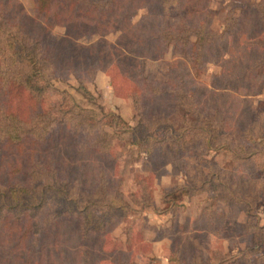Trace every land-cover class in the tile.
Returning <instances> with one entry per match:
<instances>
[{
    "label": "rangeland",
    "instance_id": "rangeland-1",
    "mask_svg": "<svg viewBox=\"0 0 264 264\" xmlns=\"http://www.w3.org/2000/svg\"><path fill=\"white\" fill-rule=\"evenodd\" d=\"M242 1L210 0L212 13L208 22L211 27L221 31L231 21L232 14L239 13ZM0 2L7 6L10 21L22 22L27 29L26 33L32 38L38 34L42 35L47 41H58L62 50L70 51L77 74L83 75L80 80L75 73L68 70L66 62H62L50 77L51 87L43 95L42 106L47 111L55 113V108L63 99H73L80 106L94 110L96 119L101 120L106 113L112 111L131 125H135L139 115L130 97L134 85L126 76V72L125 75L122 71L123 68L127 69L125 65L131 63L136 70L158 81L168 79L170 72H187L188 81L198 94L199 110L205 118L201 122L205 126L204 130L198 131L192 137L190 135L194 133V129L189 130L191 133H187L188 130L185 129L198 121L196 114L184 105L170 108L165 100L157 101L158 105L167 109L166 116L172 127L182 129L185 131L184 137L192 138L185 149L173 152L165 146L163 151L155 150L156 152L149 155L142 148V144L132 142L133 134L130 129L118 130L107 124H99L96 127L111 134L110 149L104 153V159L102 158L104 174L107 171L111 174V177H108L109 189H112L113 175L121 181L118 188L122 198L129 205L120 220L113 224L112 211L111 214L110 210L104 212L107 207V195L98 193L93 208L97 214H107L102 228L106 227L108 230L104 236L102 257L98 264H114L112 251L118 249L125 250L126 255L130 256L129 264H175V261L169 258L172 250H179L186 255L191 247L198 249L202 258H211L215 264H264V171L260 174V165L264 162V66L255 63L253 67H256L253 68L247 60L251 50L253 53L254 49L257 51L258 47H264V32L248 38V34L244 32L248 28L241 27L240 24L235 35L219 41L208 53L207 59L197 65L189 50L181 45L162 44L158 57L135 56L130 51L131 47L145 48L147 52H152L146 38L147 46L131 42L126 48L120 44L122 39L119 29L103 34L91 33L73 37L67 34L65 25L55 23L54 15L49 12L45 17L43 13L37 15L35 0ZM146 11L145 7L136 9L135 14L130 17V22H136ZM187 11V7L173 9L168 13V18L170 22L178 24ZM110 21L112 27L115 22L112 18ZM116 21L121 20L116 18ZM76 24L79 26V23H70L69 27L73 25L77 31ZM130 29L135 31L134 26ZM140 33L137 32L138 35ZM250 43L254 46L249 47ZM120 57L121 62L118 61ZM86 63H90L92 67L86 69ZM80 82L90 94L85 93L80 87ZM17 98L18 105L15 104ZM17 98L12 96L8 103L13 108L17 106L19 116L27 117L33 111L30 99L24 92ZM148 99L149 97L145 101ZM6 100L5 94L0 92V104ZM157 102L151 104L156 105ZM145 125L142 131L151 130L158 136L162 134L160 123L145 122ZM71 138L80 140L84 149H81L77 157H91L87 143L88 139L92 138L90 134L67 135L63 138L65 144L61 145L63 149L60 154L64 156L74 153L70 146ZM234 145L250 146L251 149L258 150L247 158L237 159L229 149V146ZM19 153L17 159L28 156L25 152ZM10 158L11 156H5L4 148L0 145V173L1 166L6 165ZM83 161L91 164L87 158H83ZM92 163L96 169L98 162L93 160ZM6 176L4 171L1 174L2 182H5ZM205 176H211L210 182L205 183L203 188L198 187L200 180ZM218 176H222L242 195L247 192L250 184L254 185L252 180H257V198L251 200L252 203L248 205H252L251 209L256 213L252 221L256 218L263 227L255 228L260 235L259 239L263 238L255 244L256 247L259 246L258 249H249L253 244V233L244 225L251 221L244 209L235 202L226 203L216 196L219 189ZM42 180L43 183H50L51 177L43 176ZM89 180L92 184V180ZM180 184L195 185V192L187 195L182 192L184 189H178L166 195V192ZM51 208L53 209L52 202L41 209L40 215L49 216ZM204 209L208 214L213 212L212 217L216 215L215 222L214 218L211 222L212 217L207 213L200 218L199 214ZM2 211L3 214L12 213L7 205H4ZM205 221L210 222L208 226L219 227V234L209 231ZM4 225L1 229L12 230L15 223L9 218ZM8 247L0 254V264L9 253ZM220 256L222 259L219 260Z\"/></svg>",
    "mask_w": 264,
    "mask_h": 264
},
{
    "label": "trees",
    "instance_id": "trees-1",
    "mask_svg": "<svg viewBox=\"0 0 264 264\" xmlns=\"http://www.w3.org/2000/svg\"><path fill=\"white\" fill-rule=\"evenodd\" d=\"M209 1L35 0V4L37 15L43 13L45 17L48 12L54 15L55 23L65 25L69 36L103 34L119 29L122 39L120 44L123 47L129 46L131 42L147 46L145 38L149 41L152 52H147L145 48L131 47L130 51L135 56L158 57L162 44L173 43L186 47L190 56L199 65L207 59L208 53L219 41L235 35L240 24L241 27L248 28L244 31L248 38L264 32V0L240 2L239 13L232 14L231 21L221 31H216L208 22V17L212 13ZM139 7H145L147 11L136 22L131 23L130 17ZM181 7H187L188 11L178 24L170 22L168 13ZM8 12L7 6L0 2V92L7 98L5 101L7 103L0 104V145L4 148L5 156L7 158L11 156L7 164L1 166L0 214L4 205L12 210V213L0 215V254L9 246V253L2 264H98L102 257L104 236L108 231L106 227L102 228L107 214H97L93 208L98 193L107 195L105 197L107 207L104 212L110 210L111 214L112 211L113 224L120 220V216L124 215L129 205L122 198L118 188L121 181L113 175L112 189H109L108 177H111V174L108 171L104 174L102 163L104 153L110 149L111 134L96 127L99 124H107L118 130L130 129L133 134L132 142L142 144V148L149 155L155 150L163 151L166 149L165 146L171 148L173 152L185 149L192 138L184 137L185 131L182 129L172 127L166 116L167 109L158 105L157 101L165 100L170 108L184 105L196 114L198 121L185 129L188 130L187 133L194 129V133L190 135L192 137L198 131L204 130L205 126L201 122L205 118L201 116L199 110L198 94L188 81L187 72L177 74L170 72L168 79L158 81L136 70L131 63L125 65L127 69L123 68L122 71L124 74L126 72L125 75L134 85L130 97L139 115L135 125H131L112 111L106 113L103 119H96L94 110L80 106L73 99L70 101L63 99L55 108V113L47 111L42 106L43 95L51 87L50 77L62 62H66L68 70L75 73L80 80L83 75L77 74L70 51L62 50L58 41H47L42 35L38 34L32 38L26 33L27 29L22 22L10 21ZM111 18L115 22L112 27ZM116 18L121 21L117 22ZM70 23H79V26L75 25L77 31L73 25L69 27ZM132 26L135 27V31L130 29ZM256 26L258 28H255ZM136 31L145 34L138 35ZM253 46L251 44L249 47ZM251 52L248 54V64L252 67L255 63L264 66V47H258L257 51L254 49V52ZM118 61L121 62L122 57ZM89 64L86 63V69L90 68ZM80 87L86 94H90L82 82ZM23 92L30 99V107L33 109L27 117L19 116L17 106L13 108L8 103L12 96L17 98ZM148 97V101H145ZM154 101L157 102L156 105L151 104ZM18 103L17 98L15 104ZM155 121L162 125L161 135H154L151 130L142 131V127L146 126L145 122ZM69 134L92 136L87 142L91 157H77L83 148L80 140L75 138L70 140L74 153L70 155L67 153L64 156L60 154L63 149L61 145L65 144L63 138ZM229 147L237 159L247 158L258 150L251 149L250 146ZM18 152H25L28 156L17 159ZM83 158H87L91 164L85 163ZM114 159L112 156V161ZM93 160L98 162L96 169ZM260 166L262 174L264 162ZM4 171L7 176L4 178L5 182H2L1 174ZM43 176H50L51 182L43 183ZM89 179L92 180V184L89 183ZM209 180L211 176H205L197 186L203 188L205 183L210 182ZM252 182L254 185L250 184L247 192L242 195L222 176H218L219 189L217 188L216 192V196L222 198L224 202H235L240 205L247 213L248 219H251L244 224L253 233V244L249 247L251 250L258 249L259 246L256 247L255 244L263 239H259L258 230H255L263 227L256 218L252 221L256 213L252 211V205H248L252 203L251 200L257 198L255 190L257 180L253 179ZM195 188V185L180 184L166 192V195L178 189H184L182 192L188 195L194 193ZM50 202L53 209L51 208L49 216L40 215L41 209ZM206 213L204 209L199 214L200 218ZM212 213L207 214L212 217L214 215ZM9 218L15 223L14 229H1ZM213 218L215 222L216 215L212 217L211 222ZM205 223L209 231L219 234V227L208 226L210 222L207 221ZM127 241L129 243V233ZM126 254L127 252L121 249L112 251V262L129 264L130 256ZM169 258L175 261V264H215L211 258H202L201 252L194 247H191L186 255L173 249Z\"/></svg>",
    "mask_w": 264,
    "mask_h": 264
}]
</instances>
